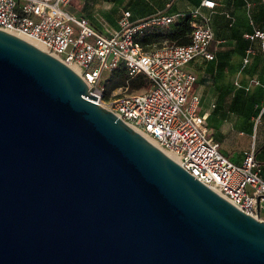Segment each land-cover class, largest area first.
<instances>
[{
  "label": "water",
  "instance_id": "water-1",
  "mask_svg": "<svg viewBox=\"0 0 264 264\" xmlns=\"http://www.w3.org/2000/svg\"><path fill=\"white\" fill-rule=\"evenodd\" d=\"M0 30V264H264V221Z\"/></svg>",
  "mask_w": 264,
  "mask_h": 264
},
{
  "label": "built area",
  "instance_id": "built-area-1",
  "mask_svg": "<svg viewBox=\"0 0 264 264\" xmlns=\"http://www.w3.org/2000/svg\"><path fill=\"white\" fill-rule=\"evenodd\" d=\"M72 2L0 0V30L24 35L66 66L76 67L86 85L96 89L101 107L170 153L191 176L237 209L264 221V179L254 151L246 153L240 165L221 153L205 117L197 111L198 97L192 94L196 77L184 69L195 58H214L209 49L213 40L209 16L199 9L167 14V4L162 11L135 21L129 11H123L114 28L98 14L92 20L77 16L70 11ZM214 7L212 0L200 2V8ZM184 17L190 18L189 44L161 48L140 44L146 34ZM246 37L258 38L264 55V33ZM121 66L129 77L143 74L148 87L104 100V76Z\"/></svg>",
  "mask_w": 264,
  "mask_h": 264
},
{
  "label": "crops",
  "instance_id": "crops-1",
  "mask_svg": "<svg viewBox=\"0 0 264 264\" xmlns=\"http://www.w3.org/2000/svg\"><path fill=\"white\" fill-rule=\"evenodd\" d=\"M201 1L129 0L117 20L123 11H129L133 21L145 19L162 11L167 4H170L167 14L199 9L209 16L213 32L209 49L214 58L211 61L195 58L184 67L196 77L192 94L198 97L197 111L205 117L209 135L218 142L221 153L232 163L240 165L245 154L254 151L264 179V55L260 52V40L246 37L257 31L264 33V2L212 0L215 7L210 10L200 8ZM109 3L98 7L101 12L70 11L89 20L98 14L116 28L117 21L114 25L106 13Z\"/></svg>",
  "mask_w": 264,
  "mask_h": 264
},
{
  "label": "trees",
  "instance_id": "trees-1",
  "mask_svg": "<svg viewBox=\"0 0 264 264\" xmlns=\"http://www.w3.org/2000/svg\"><path fill=\"white\" fill-rule=\"evenodd\" d=\"M169 30H155L146 34L139 42L142 46L147 47L152 43L167 41L174 45L189 44V34L191 32L190 18L184 17L174 22ZM105 93L104 100L109 99V93L116 87H126L129 92H135L148 85V81L143 74H137L129 77L125 67L121 66L104 76Z\"/></svg>",
  "mask_w": 264,
  "mask_h": 264
},
{
  "label": "rangeland",
  "instance_id": "rangeland-1",
  "mask_svg": "<svg viewBox=\"0 0 264 264\" xmlns=\"http://www.w3.org/2000/svg\"><path fill=\"white\" fill-rule=\"evenodd\" d=\"M108 1H110L111 3L108 4L106 8V13H107V16L109 17L108 19L111 20L113 24L115 25L117 21L118 13L121 11L122 8L129 5L130 3L129 0H117V1L115 0H73L72 6L70 9L73 12H76V10L80 9L79 10L80 14H89L91 11L101 12L100 11L101 8H98V7L105 5L103 3H107ZM167 30L169 29L168 28L162 29L163 32ZM171 45H174V44L161 40L160 42L154 43L153 48L168 47ZM147 87L148 85L135 92H129L126 87H116L110 91L109 98H113L114 96H122L124 94H129V93L142 92Z\"/></svg>",
  "mask_w": 264,
  "mask_h": 264
},
{
  "label": "bare ground",
  "instance_id": "bare-ground-1",
  "mask_svg": "<svg viewBox=\"0 0 264 264\" xmlns=\"http://www.w3.org/2000/svg\"><path fill=\"white\" fill-rule=\"evenodd\" d=\"M12 34H14V35H16V36H18V37H20V38L26 40L27 42H29V43L35 45V46L38 47L39 49H41V50H43V51L46 52L45 48H44L42 45H40L38 42H36V41H34V40H32V39H30V38L24 36V35H21V34H19V33H12ZM69 68L72 69L76 74L79 75V71H78V69H77L76 67L70 66ZM144 138H145L146 140H148L151 144H153L155 147H157L159 150H161V149H160L155 143H153V141H151L150 139H148V138H146V137H144ZM161 151H162L166 156H168L170 159H172L173 161H175V158H174L170 153L165 152V151H163V150H161Z\"/></svg>",
  "mask_w": 264,
  "mask_h": 264
}]
</instances>
